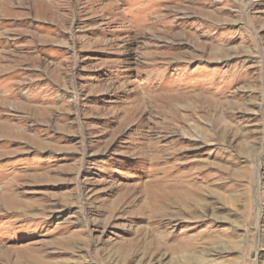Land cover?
Here are the masks:
<instances>
[{"label": "rangeland", "instance_id": "374dc122", "mask_svg": "<svg viewBox=\"0 0 264 264\" xmlns=\"http://www.w3.org/2000/svg\"><path fill=\"white\" fill-rule=\"evenodd\" d=\"M0 264H264V0H0Z\"/></svg>", "mask_w": 264, "mask_h": 264}, {"label": "bare ground", "instance_id": "6f19581e", "mask_svg": "<svg viewBox=\"0 0 264 264\" xmlns=\"http://www.w3.org/2000/svg\"><path fill=\"white\" fill-rule=\"evenodd\" d=\"M230 100H232V101H230ZM230 100H228L227 101V103L224 105V108L226 109V110H230V109H233V108H235L236 107V103H235V101H233L234 99H230ZM152 113V112H151ZM175 198H177V197H175ZM180 201V200H179ZM185 203V202H184ZM187 203V202H186ZM168 225V224H167ZM162 227V226H161ZM168 239V238H167ZM158 241V240H157ZM162 248H163V243L161 242V243H159V246H158V248H157V250H158V252L159 253H161V251H162ZM166 250V249H165ZM158 254V253H157ZM162 256H163V254H162Z\"/></svg>", "mask_w": 264, "mask_h": 264}]
</instances>
